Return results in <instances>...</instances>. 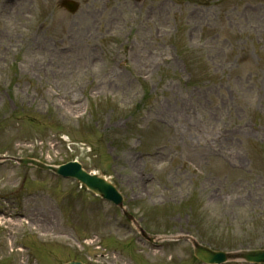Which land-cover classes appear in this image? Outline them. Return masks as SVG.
I'll return each mask as SVG.
<instances>
[{"label": "rangeland", "instance_id": "374dc122", "mask_svg": "<svg viewBox=\"0 0 264 264\" xmlns=\"http://www.w3.org/2000/svg\"><path fill=\"white\" fill-rule=\"evenodd\" d=\"M59 1L0 0V154L80 161L149 233L264 246V0ZM0 207L14 216L0 264H33L15 241L39 264H202L188 241L154 248L75 180L10 160Z\"/></svg>", "mask_w": 264, "mask_h": 264}, {"label": "water", "instance_id": "95a60500", "mask_svg": "<svg viewBox=\"0 0 264 264\" xmlns=\"http://www.w3.org/2000/svg\"><path fill=\"white\" fill-rule=\"evenodd\" d=\"M66 6L70 9H73V3L69 1L64 2ZM24 163H31L33 165H37L42 168L51 169L57 173H60L62 175H71L75 176L79 180H81L83 183H85L90 189H92L94 192L110 198L115 203L121 205L122 198L118 194V192L115 190L114 186L107 182L102 176L96 175V174H88L84 170L80 168V166L77 163H68L66 165L60 166V167H53V166H47L40 162H37L32 159H21ZM194 254L197 258L201 259L205 262H221L225 258V254L221 252H216L208 247L202 246L200 244H197L194 242ZM241 256L250 259V260H263L264 261V250H257V251H245L241 254ZM68 264H81V263H68Z\"/></svg>", "mask_w": 264, "mask_h": 264}, {"label": "bare ground", "instance_id": "6f19581e", "mask_svg": "<svg viewBox=\"0 0 264 264\" xmlns=\"http://www.w3.org/2000/svg\"><path fill=\"white\" fill-rule=\"evenodd\" d=\"M187 140H190L189 142H192V139H187ZM205 149V148H204ZM12 222V221H11Z\"/></svg>", "mask_w": 264, "mask_h": 264}]
</instances>
